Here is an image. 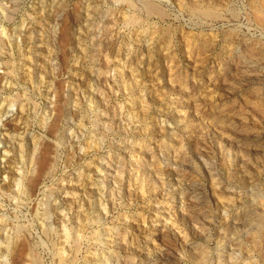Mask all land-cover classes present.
<instances>
[{
	"label": "rangeland",
	"instance_id": "1",
	"mask_svg": "<svg viewBox=\"0 0 264 264\" xmlns=\"http://www.w3.org/2000/svg\"><path fill=\"white\" fill-rule=\"evenodd\" d=\"M262 218L264 0H0V264H260Z\"/></svg>",
	"mask_w": 264,
	"mask_h": 264
},
{
	"label": "bare ground",
	"instance_id": "2",
	"mask_svg": "<svg viewBox=\"0 0 264 264\" xmlns=\"http://www.w3.org/2000/svg\"><path fill=\"white\" fill-rule=\"evenodd\" d=\"M146 10L148 13L150 14H157V15H161V12L159 11V9L157 7H155L154 5L152 4H146ZM259 228V242H260V245H259V259L261 261L260 264H264V218H262L260 220V227ZM258 239L256 240L257 243L258 242ZM258 249V248H257Z\"/></svg>",
	"mask_w": 264,
	"mask_h": 264
}]
</instances>
